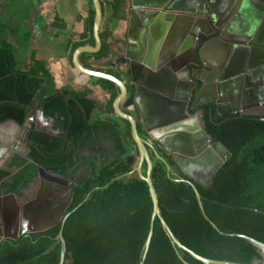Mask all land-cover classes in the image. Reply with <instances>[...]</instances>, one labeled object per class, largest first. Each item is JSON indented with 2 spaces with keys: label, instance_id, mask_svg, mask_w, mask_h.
<instances>
[{
  "label": "trees",
  "instance_id": "obj_1",
  "mask_svg": "<svg viewBox=\"0 0 264 264\" xmlns=\"http://www.w3.org/2000/svg\"><path fill=\"white\" fill-rule=\"evenodd\" d=\"M101 5L108 18L125 17V0H101ZM25 19L26 15L21 17V21ZM93 20L94 10L88 0L87 17L81 22L83 29L75 33L78 39L68 47L70 57L79 47L94 46ZM19 26L12 21L0 22V124L13 121L23 128L38 102L43 118L51 121L52 129L58 133L34 131L27 142L31 162L15 156L8 168L17 172L1 188L19 194L34 181L36 165L53 169L63 178L73 177L76 186L67 206V218L44 233L0 244V264H59V233L66 245L64 264H139L149 232L152 200L146 182L137 175L129 176L135 168V161L130 160L137 157V147L130 124L114 118L112 105L119 95L118 87L99 79L107 93L105 113L114 118L100 119L96 114L98 104L89 98V89L55 90L46 64L34 57L29 68L23 70L15 50L29 45L30 34L21 32ZM56 27L60 32L66 28L61 24ZM99 34L101 49L81 54L79 61L87 69L120 79L112 71L91 64L106 59L112 51L111 32L102 26ZM138 70L135 67L136 73ZM127 90L120 106L130 114L132 87ZM211 106L213 122L208 117L209 105L203 107L206 131L231 157L217 171L210 186L204 188L175 176L159 159L153 160L151 180L160 215L184 246L211 260L251 264L260 258L256 248L230 234L264 243V122L239 114L227 120L215 114V107ZM137 129H141L138 123ZM146 169L144 163L143 175ZM9 175L8 169H0V184ZM191 184L200 194L206 217L223 234L204 218ZM177 252L189 264H202L174 248L155 218L144 264H183Z\"/></svg>",
  "mask_w": 264,
  "mask_h": 264
},
{
  "label": "crops",
  "instance_id": "obj_2",
  "mask_svg": "<svg viewBox=\"0 0 264 264\" xmlns=\"http://www.w3.org/2000/svg\"><path fill=\"white\" fill-rule=\"evenodd\" d=\"M78 1V15H75L70 20L61 18L58 21V25L61 24L66 27L62 32L58 31L57 28H52L50 23L43 24V28L37 31V24L35 22L26 28L25 31L30 34V40L29 45L25 49V58L28 61L25 63L23 70L29 68L32 63V57L36 61L44 62L55 90L60 91L66 87H71L74 90L87 88L91 92L89 98L98 104L97 116L100 119H114L105 113L107 93L103 90L99 79L77 72L71 64L68 47L72 45L71 42L77 41L78 38L75 33L79 34L82 31L81 22L87 17L88 11V0ZM225 1L215 0L213 2L217 12L222 9ZM142 3L149 4L150 1L125 0V17L121 20H112L108 18L107 12L104 13L101 27L104 26L112 34V51L106 59L98 62L92 61L91 64L104 71H112L120 77L127 88L132 87L133 103L129 108L130 114L141 126V131L144 134L153 132L157 139L161 141L165 137L162 133L159 136L160 131L165 126L171 125V118L175 114L172 104L177 102L175 98L177 95L179 96V91L181 90L179 82H182V79L180 80V78L182 75L186 76L183 67H180L181 63H185L188 60L190 61L188 67L190 69L195 68L191 64L194 54L193 52L190 53L189 47L182 49V51H180L182 47L174 49L179 34L185 30H189L185 38H190L194 41L191 48H195L196 53L201 49L203 44L209 40L211 41L212 38L218 36L226 39L229 38L234 47V50L230 54L229 52L225 53L226 42L224 39L215 41L216 43H211L206 47L202 57L207 63L208 70L211 72H215L219 65L223 63L224 56H226V60L228 58L227 62L229 61V66L233 67L234 70H240L241 63L246 55V49H250L251 53V49L260 50L262 47L264 49V18L259 19V2L251 0L245 10L239 14V17L235 18L236 20H234L232 26H230L231 20H228L207 37L202 31L208 29V25L202 23L200 25L202 29H198L200 30L198 36L194 38L191 36L192 25H189L191 16L193 15L188 10L190 8L194 9L196 3L191 0H182L180 1L182 9L176 6L175 10H171V15H174V18L170 20L167 32L161 34L159 24L155 22L156 25L154 24L153 27H151L152 25L150 27L145 26L140 13L144 9L156 10L157 12H160V10L141 7ZM193 3L195 4L193 5ZM201 12H204L203 6L199 10V13ZM201 18L204 17L202 16ZM245 30H248L247 33L250 36L246 37L243 34ZM25 31L23 33H26ZM68 31L74 32V37L71 34L68 35ZM198 37L201 38V43L197 46ZM246 39L250 40L251 45L247 46L241 43ZM13 41H15L14 38ZM252 43H255L257 47H253ZM55 48H59L60 51ZM161 59H165V61ZM176 65L178 66L176 67ZM135 67L140 68L137 73L135 72ZM204 79L203 74L198 75L194 82H197L199 87H203L205 86ZM208 85L213 86L210 82ZM203 96L208 97L206 101L209 99V95L204 94ZM259 100L261 99H256L255 97L250 99L247 103L249 107L247 110L248 114L264 117V100ZM36 105L37 108H35L36 110L30 122L35 115V117L39 115V117L43 118L38 103L35 104V107ZM25 131L16 126L12 121L0 124V169H7L8 162L15 158V156L26 159L24 156L28 153V150H26L28 145ZM148 138L150 139L149 135Z\"/></svg>",
  "mask_w": 264,
  "mask_h": 264
},
{
  "label": "water",
  "instance_id": "obj_3",
  "mask_svg": "<svg viewBox=\"0 0 264 264\" xmlns=\"http://www.w3.org/2000/svg\"><path fill=\"white\" fill-rule=\"evenodd\" d=\"M148 1H150L149 4L148 3H142L140 6L144 7V8L159 9L160 12H157L156 10H149V9L142 8L144 10H141L140 13L142 15L144 25L148 26V27H150L152 25L151 27H153L155 22H156V24H159V26L161 27L160 28L161 34L166 33L167 29L169 27L170 20L174 18V15H171V10H173V9L175 10L176 6L180 9H182L180 7L181 6L180 1H182V0H156V1L148 0ZM191 1H195V3H196V4L193 3V5L195 4V6H196L194 9L190 8L188 10L189 13H191L193 15V16H191V20H190L189 25H192L193 30L191 32V36L194 38L196 36H198V32L200 31L198 29H202V27L200 26L202 23H205L208 25V29H205V31L201 30L202 33H204V35H206L207 37L210 36L214 30H216L217 28H220L228 20H231L230 26H232V23H234V20H236L235 18H238L239 14L241 12H243L245 10V8L248 6V4L251 2V0H226L223 3L222 9L219 12H217L216 8L213 5V2L215 0H191ZM256 1L259 2L258 3L259 4L258 8L260 11L259 12V14H260L259 19L260 18L262 19V18H264V0H256ZM91 2H92V8L94 10V20H93V28H92V34H93V38H94V46H82V47L77 48L71 56V64H72V67L77 72L84 74V75H87L89 77H94L97 79H102V80H107L109 82H112L119 89V95L115 98V100L113 101V105H112L114 115H115L114 118L118 119V120L127 121L130 124L131 137H132V139H133V141L137 147V150H138V161H137L136 167L134 168V172L136 173V175L141 180L146 182V184L148 186L149 194H150V197L152 200V214H151L149 232L147 235V239L144 243V249H143L141 260H140L139 264H144V261L146 259V256H147V253H148V250L150 247V243H151V238L153 235L155 218H158V220L160 221V224H161L163 230L165 231L166 235L170 239L174 248L180 249V250L188 253L193 259L201 262L202 264H241V263L231 262V261L211 260V259H208V258H205V257H202V256L196 254L195 252L191 251L186 246H184L176 238V236L173 234V232L171 231V229L169 228L167 223L162 219V217L160 215L159 201H158L157 193H156V190H155L153 183H152V180H151L153 161H152V157L150 156L149 151H148V147H150V143L147 140L143 139L139 135V132L137 129V122H136L135 118L131 114H127V113L123 112L121 109V106H120L121 102L127 97V94H128V90H127L126 85L124 84V82L121 79H118L111 74L85 68L79 61V56L81 54H83V53H90V54L91 53H97L102 47L101 38H100V34H99L100 29H101L102 19H103V9H102V5H101V0H91ZM171 6H172V8H171ZM202 6L204 8V12L199 13L200 7H202ZM198 16H201V17L203 16L204 18H201ZM220 19H222V20H220ZM157 22H159V23H157ZM190 27H189V29H190ZM247 31L245 30L244 33L242 32L244 35H246V37L250 36V34L247 33ZM188 32H189V30L188 31L185 30L181 34H179V37L176 39L174 49H180V47H182L180 49V51H182V49L189 47L190 53L193 52V54H194L193 61L191 60L192 61L191 64L193 66H195V68L190 69L188 67V65L190 64V61H188V60L185 61V63H181L180 67H183V71L186 73V76H184V77L181 76V78H186L189 80V82L193 81L194 87L191 88L190 94H194L195 98H199L200 95H204V94L209 95V99L206 102H204L205 104L209 105V107H210L209 120L211 122H213V108H212L211 104L215 105L216 114L218 116L235 115V114L250 115L247 113V110L249 109V107L247 106V103L250 101V99L255 97L256 99H261L259 101L264 100V49H263V47L260 50L259 49H251L252 53L250 52V49L245 48L247 53L245 52L246 55H245V58L243 59V61L241 63V66H240L241 69L240 70H238V69L234 70L233 67L229 66V61L227 62L228 58L226 60V56H224L225 59L223 58V63H221V65H219V67L217 68V70L215 72H211L208 70V67L206 65L207 63L205 62V60L202 57V54L206 50V47H208L211 43H214L215 41L217 42L218 40L220 41V40L225 39V42H226L225 53L229 52V54H230V52L234 50L232 41H230L229 38L226 39L222 36H218L219 39H218V37H216V38H212L211 41H213V42H211L210 40L207 41L205 44H203L201 46V49H199L198 52L196 53L195 48H193V47L191 48L194 41H192V39H190V38L189 39L185 38L188 35ZM200 43H201L200 41H197V46ZM241 43H243L244 45H247V46L251 45L250 40H247V39L243 40ZM252 45H253V47H257L255 43H252ZM257 45H258V43H257ZM248 48H250V47H248ZM180 51H179V53H180ZM163 61H165V60H163ZM224 61H225V63H224ZM202 74L204 75V78H205L204 79L205 86L199 87L198 83L194 82V81L197 79L198 75H202ZM181 78H180V80H181ZM208 80H210V81H208ZM209 82L211 84H213V86L208 85ZM182 84H183V82H179V88L180 89L182 88ZM212 88H214V89H212ZM175 99L177 100V97ZM37 103L38 102H36V104ZM175 104H176V102H175ZM175 104H172V106L174 107L173 109L175 110V119H173L174 121L173 120L171 121V125L165 126L160 131L159 136H161V133H162V135H164V137H165L163 140H165L166 138L170 140L171 133H182V132L194 133V132L198 131V132L203 133L206 140H208L209 142L212 141V138L209 136V134L205 130L204 117L202 115H200V112L195 111L194 113H191L189 111V117H188V115H185V117H184V115L182 116V113H179V114L177 113L179 109L177 107H175ZM35 110L36 109L34 106V108L32 109V111H31V113L27 119V121L25 122V124L29 120H31ZM190 110H196V107H192V109H190ZM251 116H253V115H251ZM253 117L255 118V120L264 122V117H260V116H253ZM13 123L16 126H18L17 123H15V122H13ZM18 127L20 129H22V127H20V126H18ZM30 135H31V131L26 138L27 142L30 139ZM158 143H159L158 144L159 147L167 155L168 159L170 161H173L171 151H169L163 144H161L163 142H160L158 140ZM214 149L223 153V155L220 159L217 160L213 171L209 175V179H208L207 183L205 185L199 184V185L203 186L204 188H208L210 186V184H211L215 174L217 173V171L231 157V153L221 143L214 144ZM26 150H28V146L26 147ZM24 157L27 159L28 162H31V160L28 159L27 155H25ZM156 157L165 163L167 170L169 171L170 167L165 162V160L163 158H161V156H159L158 154H156ZM200 159H202V156H200V158L199 157L196 158L195 161L196 160L198 161ZM144 162L146 163V166H147L146 175H143V173H142V166H143ZM131 163H132V160H131ZM36 169L40 174L44 173L47 170V169H45L41 166H38V165H36ZM51 171L53 172V170H51ZM16 172L17 171H15V173ZM54 177H55V181L57 183L62 184V185L70 184V186H71V189L68 193L67 200H66L67 201L66 207H67L69 205L70 200H71V196H72V193L75 189L76 184H75V182H70V181L66 180L65 178L58 176V175H55ZM187 182H190V181H187ZM194 192H195L197 203L199 205V208H200L204 218L208 221V223L212 226L213 229H215L220 234H223L219 231L217 226L206 217V215L203 211L202 205H201L200 194L198 193V191L195 187H194ZM12 196H14V194L9 195V197H12ZM24 208L26 209L25 211L27 213H29L28 211L30 209H29L28 205ZM39 208L41 209V206ZM36 210H37V208H36ZM22 215H23V212L21 213V216L19 218L21 223H23L22 220L24 218V215L23 216ZM67 216H65L64 219H66ZM21 217H23L22 220H21ZM59 223H60V220H58L56 224H59ZM24 225H25V223H23V226ZM230 236L241 238L256 248L257 252L259 253L260 258L257 260H254L251 264H264V243H262L258 240H255L253 238H250L248 236L238 234V233L230 234ZM56 239L60 241L59 264H64L65 253H66L65 241H64V239L60 233L58 234ZM177 255L183 264H189L187 261H185L179 255L178 252H177Z\"/></svg>",
  "mask_w": 264,
  "mask_h": 264
},
{
  "label": "flooded vegetation",
  "instance_id": "obj_4",
  "mask_svg": "<svg viewBox=\"0 0 264 264\" xmlns=\"http://www.w3.org/2000/svg\"><path fill=\"white\" fill-rule=\"evenodd\" d=\"M68 2L71 3L69 7L65 5V3ZM7 3V0H0V17L2 16L4 10L6 11L7 7L11 4ZM22 3L23 7H26V19L22 21V27L24 28L23 31H25L26 28H28V26L34 22L37 24L36 31L38 29H42L43 24L48 23L50 20H52L50 26L56 29L57 27L55 25L59 24L58 21L61 18L70 20L75 15H78V0H22ZM69 27L71 26L69 25ZM67 34L74 36V32L71 33V31H68ZM200 39L201 38H199V41ZM178 65H176V67ZM182 76L184 77L185 75ZM181 79L183 84L175 104V107L179 109L177 113H182V116L184 115L185 117V115H188L189 117V111L191 113H194L195 111L200 112V115L204 117L206 130L207 121L203 107L208 106L204 103L208 97L200 95L199 98H195L194 94H190L191 88L194 87L193 81L189 82V80L186 78ZM211 105L215 107L214 104ZM192 107H196V110H190ZM229 116L232 115H222L219 117H225L228 120ZM173 118L175 119V114H173L171 121ZM24 127L22 130H26V138L30 131L31 135L34 131L49 133L45 130H39L37 127L30 124L27 127L25 124ZM50 129L54 134L58 133L52 129V124ZM139 135L150 143L148 151L152 157V161L158 159L156 154L161 156L163 159L165 157V162H168L167 164H171V166H169V171L172 174L177 177L182 176L201 185H205L207 183L209 175L213 171L217 160L223 155V153L214 149V144L219 142H214L213 140L209 142L206 140L202 132L197 131L194 133H171L170 140L167 138L165 139L166 141L159 140L160 142H163L161 144L171 151L173 161H170L167 155L159 147L158 139L153 132L144 134L140 129ZM148 135L151 136H149L150 139L148 138ZM200 156H202V159L195 161V159L198 157L200 158ZM131 160L132 163L135 161L136 167L138 161V150L137 157H131ZM8 165L7 169L9 170L10 175L3 179L0 184V244L2 245H4L6 242L17 241L23 236L31 237L36 234L44 233L58 226L59 224H56L57 221H61L65 217L67 210L66 200L71 189L70 184L62 185L55 181L54 176L56 174L53 173L55 172L53 169L45 168L47 170L42 174H40L36 169L34 181L29 185V187L21 189L19 194L14 192H6L4 188H1L2 184L9 182V178L15 174V171H17L15 168L9 169ZM51 170H53V172ZM65 179L70 182H74L73 177H68ZM10 194H14V196L9 197ZM27 205L30 209L28 211L29 213H27L25 211L26 209L24 208ZM40 206L41 209L39 208ZM22 212L24 218L21 217V220L23 218L22 222L25 223L24 226L19 220Z\"/></svg>",
  "mask_w": 264,
  "mask_h": 264
},
{
  "label": "rangeland",
  "instance_id": "obj_5",
  "mask_svg": "<svg viewBox=\"0 0 264 264\" xmlns=\"http://www.w3.org/2000/svg\"><path fill=\"white\" fill-rule=\"evenodd\" d=\"M7 2H8L7 4H9V3H11V4L7 7V10L6 11L4 10V12L2 13V16L0 17V22L9 23L12 21L15 23H20L22 25L21 17L26 15V7H23L22 0H7ZM70 4H71L70 2L65 3V5H67L68 7ZM48 23H52V20H50ZM21 25L19 26V28H20L19 30L23 31L24 28ZM19 35H22V33H19ZM25 49L26 48H22V47L18 46L17 49L15 50L16 56L21 61V65L23 68H25V63L28 61V59L25 58ZM55 49L58 50L59 48H55ZM59 51H60V49H59ZM50 86H51V84H50ZM35 108H37V105ZM35 116L31 122L28 121L26 123V127L30 124V125L37 127L39 130H45V131L52 134L53 132L50 129V127H51L50 121L39 117V115H38V117H35ZM134 175H136V173L133 171L132 174H130L129 176H134Z\"/></svg>",
  "mask_w": 264,
  "mask_h": 264
}]
</instances>
